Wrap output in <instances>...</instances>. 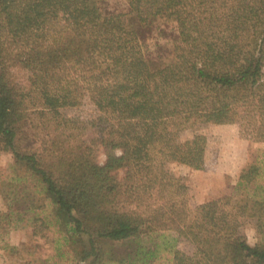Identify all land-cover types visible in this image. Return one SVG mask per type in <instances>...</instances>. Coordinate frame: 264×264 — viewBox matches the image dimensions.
<instances>
[{
    "label": "trees",
    "instance_id": "16d2710c",
    "mask_svg": "<svg viewBox=\"0 0 264 264\" xmlns=\"http://www.w3.org/2000/svg\"><path fill=\"white\" fill-rule=\"evenodd\" d=\"M113 1L0 0V147L14 155L0 218L49 205L71 264H264L263 164L196 205L163 168L193 165L185 132L264 91V0ZM79 86L109 117L106 137L47 117L75 105ZM20 244L9 248L30 253ZM20 260L4 264H37Z\"/></svg>",
    "mask_w": 264,
    "mask_h": 264
},
{
    "label": "rangeland",
    "instance_id": "374dc122",
    "mask_svg": "<svg viewBox=\"0 0 264 264\" xmlns=\"http://www.w3.org/2000/svg\"><path fill=\"white\" fill-rule=\"evenodd\" d=\"M113 3L123 4L119 0ZM14 73L18 80L26 79L24 70L16 68ZM235 109L229 116L211 118L185 132V136L195 140L196 160L193 165L176 161H167L164 164L163 168L168 174L189 187L191 205L216 197L225 190L226 193L231 191L232 185L248 164L258 161L264 165V91L241 100ZM47 117L55 121L71 118L86 124L90 133L100 137L107 136L110 126L109 117L97 108L88 91L82 86L76 91L75 105L48 110ZM13 157L11 151L0 147V184L1 179L8 177L11 172ZM105 158L101 148L98 159L103 162ZM29 183L31 189H40L35 180L31 179ZM6 208L0 192V210L4 211ZM15 217L11 223L0 218V264L21 262L23 257L37 264H71L70 254L69 259H62L58 255L61 245L49 205L45 204L43 209L23 213L21 221ZM44 222L48 224L45 225ZM242 230L250 244L254 245L259 241V234L252 221H246ZM173 236L175 237L172 238L170 234L168 238L177 248L190 254L198 253L191 241L179 235ZM6 242L9 246H5ZM22 242L30 247V253L23 251L18 255L9 248L13 243L21 246Z\"/></svg>",
    "mask_w": 264,
    "mask_h": 264
}]
</instances>
